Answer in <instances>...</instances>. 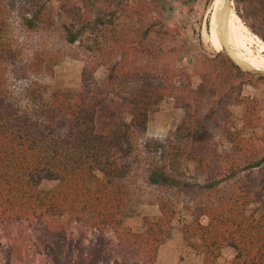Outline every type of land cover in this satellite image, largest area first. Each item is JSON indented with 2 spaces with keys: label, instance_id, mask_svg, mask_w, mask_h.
Listing matches in <instances>:
<instances>
[{
  "label": "trees",
  "instance_id": "trees-1",
  "mask_svg": "<svg viewBox=\"0 0 264 264\" xmlns=\"http://www.w3.org/2000/svg\"><path fill=\"white\" fill-rule=\"evenodd\" d=\"M113 1L120 7L118 0ZM234 3L238 16L246 18L252 27H264V0ZM30 6L32 18L24 20L25 26H54L53 11L42 0H32ZM84 17L83 27L97 40L87 50L102 60L118 56L119 64L109 69L101 83L93 78L92 71L84 69L80 89H56L49 104H39L40 87L36 81L31 82L26 97L34 106L32 112H22L8 91L7 67L16 62L17 53L7 36V25L0 19V229L8 242L7 264H16L23 256L29 258L25 229L31 228L38 229L41 241L52 242V247L64 256L65 263L56 259V264H156L159 248L172 226L174 213L166 202L158 205L160 217L156 221L147 219L141 233L123 230L119 215L127 201L125 182L135 164L133 141L136 132L146 130L151 101L167 96L176 104L184 103L194 92L189 86L179 88L167 77L156 85L150 82L143 89L121 92V83H114L120 72L133 81L139 76L134 70L124 71L121 64L136 56L162 61L166 57L164 48L152 49L146 41L152 33L161 37L167 33L159 22L147 24L146 31H135L128 49L113 24L117 16L102 9L94 20H89L88 14ZM259 37L264 43V31ZM79 39L74 36L69 42L75 44ZM206 62L211 68L216 62L213 69L218 67L216 70L222 72L202 76V94L213 104L208 114L211 117L231 101L233 85L239 86L251 76L242 73L224 54L207 58ZM39 72L40 68L35 67L34 73ZM226 72L229 79H224ZM257 81L264 83L262 79ZM112 96L120 97L129 107L127 122L119 120L116 109L110 107ZM234 101L245 103L243 119L246 126L253 127L251 105L240 96ZM184 110L187 116L174 133L176 140L157 143L159 166L149 172V183L156 186L169 181L179 187L174 176L177 169L171 171L168 164L196 161L199 174L206 180L201 191L208 193V206L199 208L193 224L186 227L199 239L192 249L202 255L201 264H216L225 248L234 251L231 264H264V155L256 158L258 147L227 126L223 138L230 144L229 151L210 153L203 139L208 136L207 122L188 112V107ZM94 172L100 173L101 179ZM245 172L247 175L239 178ZM46 180L57 182L56 187L40 189ZM224 184L226 187H222ZM249 206L255 208L247 215ZM199 215L208 221L205 225L199 223ZM71 223H85L89 230H98L103 236L110 232L113 241L98 240L82 248L76 244L80 235L67 241L65 227ZM74 238H78L75 243Z\"/></svg>",
  "mask_w": 264,
  "mask_h": 264
},
{
  "label": "rangeland",
  "instance_id": "rangeland-1",
  "mask_svg": "<svg viewBox=\"0 0 264 264\" xmlns=\"http://www.w3.org/2000/svg\"><path fill=\"white\" fill-rule=\"evenodd\" d=\"M214 1L118 0L121 5L117 8L113 0H91L90 3L86 0H48V2L42 0L52 9L55 22L53 27L45 29L41 26L28 28L24 25V20L28 21L32 18L30 6L32 0H0V19L6 23L7 36L17 53L16 62L7 67V87L12 101L22 112H32L34 109L26 97V89L33 81H36L40 87L39 104H49L56 89L79 90L84 69L88 73L92 71L93 78L101 83L109 69L119 64L118 56L111 60H102L100 56L87 50L97 40L91 36L87 28L83 27L86 14L89 15V20H94L98 12L105 9L109 14L117 16L113 24L118 34H122L121 40L126 41L125 47L128 49L132 47L129 40L135 31L140 30L141 33L146 31L147 24L159 22L160 28L167 33L164 37L152 33L146 41V45L152 49L158 46L164 48L166 57L162 61H152L144 56L130 58L121 64V67L126 72L134 70L135 73H139L138 80L128 79L120 72V78L114 82L116 85L120 82L121 92L128 93L133 89H143L150 82L156 85L167 77L172 78L173 84L179 88L189 86V90L194 92V95L184 103L176 104L174 99L167 96L153 99L148 112L146 130L142 134L136 132L133 141L135 164L125 182L127 201L120 212L119 220L123 230L141 233L146 229L147 219L156 221L160 217L158 209L160 202L168 204L173 210L174 219L159 248L156 264H201L203 258L200 252L192 249V245H197L199 239L191 235L186 227L193 224L194 215L198 213L199 208L208 206V193L201 191L206 180L199 174L197 162L185 160L180 165L168 164L171 171L174 168L177 169L174 176L181 184L179 187L170 185L169 181L165 185L156 186L148 181L149 172L156 165L159 166L156 161V159L159 160L157 143L164 145L176 140L174 133L182 123V118L187 116L184 109L188 107V112L195 113L203 122H207L208 136L203 139L210 153L229 151L230 144L223 138L224 127L227 126L231 132H241L251 146L258 147L259 152L257 156L255 155L256 158L264 155L262 143L264 83L257 81L264 80L263 78L248 74L251 78L244 79L239 86L233 85V97L226 107L218 108L211 117L208 115L213 104L208 101L205 94H202V84L205 83L202 76L222 72L216 70L218 67L213 69L216 62L212 63L211 68L206 60L214 59L220 54L228 57L223 51H215L209 38ZM236 10L234 0H229V9L226 12L241 41V48L232 49L227 45L220 30H217L214 25L213 34L233 52L248 57L264 58V43L259 37L264 27H252L246 18L236 14ZM224 20H227L226 16ZM74 36L80 38L75 44L69 42ZM135 46L138 47L139 44ZM35 67L40 68L38 75L34 73ZM228 74V72L225 73L224 79H229L226 77ZM238 96L244 98L247 105H251L253 127L246 126L243 119L246 105L235 103L234 99ZM111 106L116 109L114 113L119 120L125 122L129 120V107L120 97L112 96ZM253 172L255 174L256 171ZM94 173L101 179L100 173ZM169 174L172 175V172ZM245 175L247 172L240 174L239 178ZM56 185L57 182L46 180L42 181L39 187L48 191L54 189ZM91 187L94 188V185ZM222 187H226V184ZM254 208L249 206L246 214H250ZM198 221L203 225L208 222L200 215ZM84 225L85 223L77 225L71 223L66 226L67 241L80 235L79 242H76L78 238H74L73 241L82 248L92 246L98 240L113 241L110 232H105L103 236L98 230H89V227ZM13 231L12 235H15L16 229ZM25 234L29 236V258L26 259L24 256L22 260L16 258L20 260L16 264H56V259L60 263H65L64 256L52 247V242L41 241L42 236L38 229H25ZM7 248L8 242L0 229V264H7ZM233 258L234 251L225 248L221 251L216 264H231ZM12 261L15 263V259Z\"/></svg>",
  "mask_w": 264,
  "mask_h": 264
},
{
  "label": "bare ground",
  "instance_id": "bare-ground-1",
  "mask_svg": "<svg viewBox=\"0 0 264 264\" xmlns=\"http://www.w3.org/2000/svg\"><path fill=\"white\" fill-rule=\"evenodd\" d=\"M222 4H223V0L214 1V12L212 14L213 19L211 17L212 23L210 22V26H209L210 27L209 28V38H210L211 45L213 49L218 52L224 50V48L226 49V47L213 34V25L215 26L217 30L218 29L220 30L225 43H227V45H229L232 49L241 48V45H242L236 31L234 30L229 20L227 12H225L226 14L225 16L227 17L226 21L223 19L224 21L220 22L221 24H219L217 20V15L221 11ZM228 50L232 54V57L238 62L247 65L253 70L264 72V58L248 57V56H244V54L233 52L230 49Z\"/></svg>",
  "mask_w": 264,
  "mask_h": 264
},
{
  "label": "water",
  "instance_id": "water-1",
  "mask_svg": "<svg viewBox=\"0 0 264 264\" xmlns=\"http://www.w3.org/2000/svg\"><path fill=\"white\" fill-rule=\"evenodd\" d=\"M229 9V0H223V4L221 7V11L220 13L217 15V20L219 22V24H221L220 22L223 21L224 17H225V12ZM228 57L229 59L234 63L235 66H237L242 72L250 74L254 77H258V78H263L264 79V72H260V71H256L251 69L250 67H248L247 65L238 62L237 60H235L232 57V54L230 53V51L226 48H224V50H222Z\"/></svg>",
  "mask_w": 264,
  "mask_h": 264
}]
</instances>
